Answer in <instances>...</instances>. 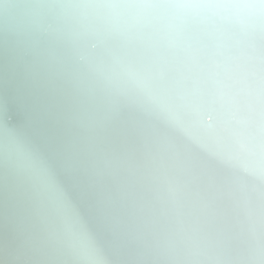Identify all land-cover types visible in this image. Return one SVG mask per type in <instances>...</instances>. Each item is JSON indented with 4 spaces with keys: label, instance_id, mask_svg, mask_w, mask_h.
Segmentation results:
<instances>
[{
    "label": "snow or ice",
    "instance_id": "snow-or-ice-1",
    "mask_svg": "<svg viewBox=\"0 0 264 264\" xmlns=\"http://www.w3.org/2000/svg\"><path fill=\"white\" fill-rule=\"evenodd\" d=\"M90 2L83 71L0 100V264H264V0Z\"/></svg>",
    "mask_w": 264,
    "mask_h": 264
},
{
    "label": "bare ground",
    "instance_id": "bare-ground-1",
    "mask_svg": "<svg viewBox=\"0 0 264 264\" xmlns=\"http://www.w3.org/2000/svg\"><path fill=\"white\" fill-rule=\"evenodd\" d=\"M94 11L90 0H0V100L22 109L83 71L78 37ZM15 126L0 122V136Z\"/></svg>",
    "mask_w": 264,
    "mask_h": 264
}]
</instances>
